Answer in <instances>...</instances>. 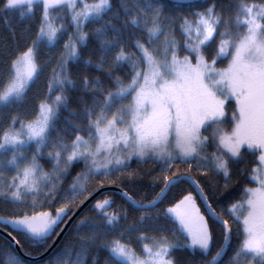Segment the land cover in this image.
Segmentation results:
<instances>
[{
  "label": "snow or ice",
  "instance_id": "6c2138e0",
  "mask_svg": "<svg viewBox=\"0 0 264 264\" xmlns=\"http://www.w3.org/2000/svg\"><path fill=\"white\" fill-rule=\"evenodd\" d=\"M0 22L4 264H22L13 232L47 246L133 164L155 166L156 196L96 200L50 264H264V0H0Z\"/></svg>",
  "mask_w": 264,
  "mask_h": 264
},
{
  "label": "trees",
  "instance_id": "16d2710c",
  "mask_svg": "<svg viewBox=\"0 0 264 264\" xmlns=\"http://www.w3.org/2000/svg\"><path fill=\"white\" fill-rule=\"evenodd\" d=\"M13 23H16V20H13ZM4 43H9L11 44V36L8 32L7 26H5L2 22H0V45L4 44ZM223 66V65H220ZM4 64L2 62V59H0V70H3L4 68ZM48 75V73L46 72L44 74V76L46 77ZM40 83H43V78L40 81ZM39 91V89H33V92H37ZM32 94L30 93V96ZM36 100L32 101V104L29 107V110L31 111L32 109H34L35 104H36ZM234 107L232 105L229 106V110H231V108ZM65 115H67V113H65ZM249 159H251V157H249ZM41 163L44 164L45 169H50L51 167V163L45 159L42 160ZM82 167V165H81ZM133 167H140L142 168L144 171L141 173L140 176H138L136 179L134 180H123L121 181L119 178L114 177V179L116 180V183H111V182H104L102 185L101 184H97L95 189L92 191V194L94 192H96L98 189L100 188H106V190H104L103 192H101L79 215L78 217L72 222V224L68 227L67 231L65 232L64 236L62 237L61 241L59 242V244L45 257L43 258H39L40 256H42L48 249L49 247L52 245V243L55 241L57 236H53L49 241L47 246L45 247H36V246H32L31 242L26 240L21 234L19 233H15L13 232V235H16L17 238L20 240V247L22 249V253L19 252V250L17 249L16 246H12L11 248L7 249V251L10 252H14L19 259L21 260L22 264H50V262L55 261L58 257V254L61 252V249L64 248L66 241L68 240H74L75 234H74V224L75 221H77L79 218H81L84 215H89L94 217L95 213L92 212L91 208H92V204L95 203L96 200L98 199H103L106 196H111V198L115 201L113 207L117 208V207H121V208H125L128 209L130 211V213L132 212L131 207L129 202L121 195V192L117 191L121 188L126 189L128 192H130L133 197L137 200H151L153 199L156 194L159 192L160 187L162 186L158 180H154L153 177L157 175L156 172L154 171H150L151 169H153L155 166L153 165H136L133 164ZM80 168L77 167L74 169L72 175H75V172L79 171ZM197 179H201V177L197 176ZM242 183L246 184L247 186H254V184H248L247 181L243 180V177H238ZM70 183V180L68 181ZM204 181L201 179V183H203ZM67 185H65L66 187ZM188 190L191 191L193 190V188L190 185H183L181 187V189H174L171 193L168 194V196L163 200V202H161L158 205L157 210L161 213V219H160V223H164L166 224L167 221H165L162 218L163 215V210L169 206V204L171 202H173L176 198H178V194L180 191L182 190ZM222 199V198H221ZM199 202V201H198ZM215 206V204H214ZM223 206V204L221 205ZM201 208L203 210L204 206L203 204H201ZM11 209L12 206L11 205H4L2 203H0V215H9L11 214ZM78 208H74L72 210V213H74ZM218 211L220 210L219 208L217 209ZM72 213H69V215L71 216ZM207 215V213H205ZM135 215H138L136 213L132 214V218L135 217ZM211 223V221H210ZM4 225H0V228H3ZM213 227V232H214V244H213V253L216 250V247L223 243L221 236H220V225L218 223H215L212 225ZM234 232H235V226H234ZM9 232H12L11 228H8ZM59 231V230H57ZM7 240L4 238V234L2 232H0V264H4V260H5V245H7ZM233 243H235V239L233 240ZM106 255L105 252L101 253V260L103 259V257ZM178 256H180L182 259L190 262V264H202V259H208L209 257H204L202 258L199 253L197 254H193L191 251H185L182 253H177ZM75 258V257H73ZM65 259H67V257H65ZM91 259H92V254H89L86 257V264H91ZM227 258L225 257V260Z\"/></svg>",
  "mask_w": 264,
  "mask_h": 264
},
{
  "label": "water",
  "instance_id": "95a60500",
  "mask_svg": "<svg viewBox=\"0 0 264 264\" xmlns=\"http://www.w3.org/2000/svg\"><path fill=\"white\" fill-rule=\"evenodd\" d=\"M104 190H106V188H100L98 189L96 192H94L86 201L83 205H81L74 213L75 215H71L72 219L69 221L68 226L66 228V231L68 229V227L72 224V222L78 217V215ZM119 192H121V189L117 190ZM65 231V232H66ZM3 233V232H2ZM4 234V233H3ZM65 233H62L59 237H56L55 241L52 243V245L49 247V249L39 258H43L46 255H48L61 241L62 237L64 236ZM17 247V246H16ZM17 249L19 250L20 253H22V249L21 247H17Z\"/></svg>",
  "mask_w": 264,
  "mask_h": 264
},
{
  "label": "rangeland",
  "instance_id": "374dc122",
  "mask_svg": "<svg viewBox=\"0 0 264 264\" xmlns=\"http://www.w3.org/2000/svg\"><path fill=\"white\" fill-rule=\"evenodd\" d=\"M230 105L234 106V104H233L232 102H230L229 106H230ZM254 186H255V185H254Z\"/></svg>",
  "mask_w": 264,
  "mask_h": 264
}]
</instances>
